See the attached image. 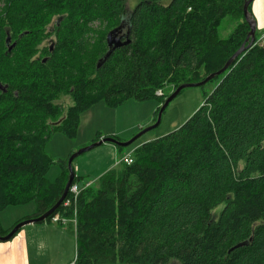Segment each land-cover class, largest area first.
Wrapping results in <instances>:
<instances>
[{
  "label": "trees",
  "instance_id": "obj_1",
  "mask_svg": "<svg viewBox=\"0 0 264 264\" xmlns=\"http://www.w3.org/2000/svg\"><path fill=\"white\" fill-rule=\"evenodd\" d=\"M127 1L0 0V212L35 203L37 218L60 201L69 158L50 183L54 132L74 137L99 101L164 105L183 84L220 71L250 31L246 0H135L131 11ZM225 19L237 26L222 39ZM121 25L130 44L98 68ZM214 80L185 125L81 193L76 264H264V45ZM63 203L46 222L74 217Z\"/></svg>",
  "mask_w": 264,
  "mask_h": 264
},
{
  "label": "rangeland",
  "instance_id": "obj_2",
  "mask_svg": "<svg viewBox=\"0 0 264 264\" xmlns=\"http://www.w3.org/2000/svg\"><path fill=\"white\" fill-rule=\"evenodd\" d=\"M134 6L135 0L127 1V10L131 11ZM251 11L260 19L255 44L264 45V26H262L263 22L261 21V16L264 14V0H256L252 3ZM56 20L55 18L52 19V22L47 27L48 31L52 29ZM97 26L98 24H95L94 28H97ZM236 26V22L225 19L219 29L220 37L222 39L229 38ZM125 31H127L126 28H124V34L126 33ZM54 41L55 39L52 37L46 43L40 44L38 49L46 45L52 47ZM219 82L220 80H213L203 87L183 90L164 111L160 125L145 134L130 147L120 148L107 143L76 158L73 168L76 177L79 179L78 185L84 187L87 184H91L92 187L96 188L101 176L116 167L124 156L130 153L134 155L136 148L179 130L197 113L200 106H202L219 85ZM158 93L163 94L165 91H158L156 94L158 95ZM60 104L68 107L72 102L69 97H64L61 99ZM162 107L160 99L146 101L130 99L114 106L104 101L97 102L81 114L80 124L74 137H68L64 133L57 131L48 139L45 149L46 153L53 160V165L50 166L47 173L48 181L55 183L63 172V169L58 164L59 161L68 159L78 151L106 138L126 143L134 139L141 132L154 127L158 121ZM222 208L220 207L218 211L220 212ZM33 210H37L35 203L9 207L0 212V225L5 228L13 226L15 224L13 222H19L14 221L16 218L22 220L23 216L32 214ZM25 220L23 219L22 221ZM71 235H73L72 230Z\"/></svg>",
  "mask_w": 264,
  "mask_h": 264
},
{
  "label": "crops",
  "instance_id": "obj_3",
  "mask_svg": "<svg viewBox=\"0 0 264 264\" xmlns=\"http://www.w3.org/2000/svg\"><path fill=\"white\" fill-rule=\"evenodd\" d=\"M251 14L259 26L260 19ZM261 21L264 26V14ZM36 211L26 214L22 220L32 219L30 217ZM19 219L14 221H22ZM19 222H13V226L6 228L0 225V230L9 231ZM76 256V236L71 235V225L62 226L51 221L32 224L9 242H0V264H72Z\"/></svg>",
  "mask_w": 264,
  "mask_h": 264
},
{
  "label": "water",
  "instance_id": "obj_4",
  "mask_svg": "<svg viewBox=\"0 0 264 264\" xmlns=\"http://www.w3.org/2000/svg\"><path fill=\"white\" fill-rule=\"evenodd\" d=\"M256 0H246L245 4H244V8H243V13H244V18L246 23L248 24L250 31L247 35V38L245 40V42L243 43V45L241 46V48L227 61L226 65L217 73H214L210 76H208L205 80L199 82V83H188V84H183L182 86H180L178 89H176L175 92L172 93V95L170 97H168L159 113L158 116V121L156 123V125L152 128H149L143 132H141L138 136H136L134 139H132L129 142L126 143H121L118 142L115 139L112 138H106V139H102L100 141H98L97 143H94L93 145H91L90 147L84 148L80 151H78L77 153L71 155L69 157L68 160V169H69V179L68 182L65 186L64 189V194L62 196V198L60 199V201L51 209L49 210L47 213H45L44 215L37 217V218H32V219H27L25 221H22L20 223H18L11 231L10 233H8L6 236H0V242H9L10 240H12L19 231H21L24 227L31 225V224H39V223H44L46 222L53 214H55L58 209L60 208V206L62 205V203L66 200L70 188L73 185L74 179H75V172H74V168H73V163L76 160V158H78L79 156L83 155L86 152H89L90 150L99 147L103 144H113L117 147L120 148H127L130 147L131 145H133L137 140H139L141 137H143L145 134H147L148 132H150L151 130L155 129L156 127H158L162 121V115L164 113V111L166 110V108L169 106V104L185 89L188 88H195V87H203L206 84H208L209 82L213 81L214 79H216L217 77L222 76L224 73H226L233 65L234 63L237 61V59L244 54L246 51L250 50L255 42H256V33H257V28H258V24L256 22V20L254 19L253 15L250 12V6L252 5V3H254ZM124 26L121 25L118 28L114 29L113 31H111L110 33H108L107 37H106V42H107V46L109 49V52L107 53L106 57L104 59H102L99 64H98V68H101V66L108 60V58L112 55V53L120 48H123L125 46H128L130 44V33L129 31H127L123 36L120 34L123 33L124 31ZM15 46V44L9 49L10 51L13 49V47ZM3 89L2 86L0 85V90ZM5 91V90H4Z\"/></svg>",
  "mask_w": 264,
  "mask_h": 264
},
{
  "label": "built area",
  "instance_id": "obj_5",
  "mask_svg": "<svg viewBox=\"0 0 264 264\" xmlns=\"http://www.w3.org/2000/svg\"><path fill=\"white\" fill-rule=\"evenodd\" d=\"M163 95L162 93H158V96ZM134 158H133V153H130L129 155L124 156V158L118 163L119 164H127V165H131L133 164ZM91 186V184H87L84 187H80L78 185V183L73 184L70 188L68 197L66 198V200L63 203V207L65 209H69V208H73V212H74V217L71 219H68L66 217H63L59 214L53 216L51 218V222L55 223V224H60L62 226H68L71 225L72 230L74 231V233H77V202L78 199L81 195V193L83 191H85L86 189H88ZM77 262V256L74 260V262L72 264H76Z\"/></svg>",
  "mask_w": 264,
  "mask_h": 264
},
{
  "label": "flooded vegetation",
  "instance_id": "obj_6",
  "mask_svg": "<svg viewBox=\"0 0 264 264\" xmlns=\"http://www.w3.org/2000/svg\"><path fill=\"white\" fill-rule=\"evenodd\" d=\"M125 32H127V31H125ZM121 35H122V36L124 35V31H123V33H122V34H120V36H121Z\"/></svg>",
  "mask_w": 264,
  "mask_h": 264
},
{
  "label": "bare ground",
  "instance_id": "obj_7",
  "mask_svg": "<svg viewBox=\"0 0 264 264\" xmlns=\"http://www.w3.org/2000/svg\"><path fill=\"white\" fill-rule=\"evenodd\" d=\"M256 43V42H255Z\"/></svg>",
  "mask_w": 264,
  "mask_h": 264
}]
</instances>
